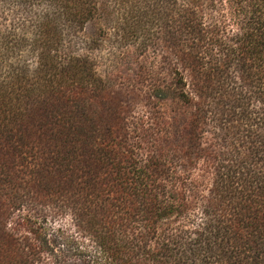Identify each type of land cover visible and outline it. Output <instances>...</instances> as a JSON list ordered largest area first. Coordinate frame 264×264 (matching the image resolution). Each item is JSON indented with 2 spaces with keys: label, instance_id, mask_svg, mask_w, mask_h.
Here are the masks:
<instances>
[{
  "label": "trees",
  "instance_id": "16d2710c",
  "mask_svg": "<svg viewBox=\"0 0 264 264\" xmlns=\"http://www.w3.org/2000/svg\"><path fill=\"white\" fill-rule=\"evenodd\" d=\"M0 11L19 25H0V264H264V0H0ZM102 23L139 55L164 54L148 93L119 94L70 48ZM24 48L35 67L11 63ZM43 211L68 215L79 236Z\"/></svg>",
  "mask_w": 264,
  "mask_h": 264
},
{
  "label": "rangeland",
  "instance_id": "374dc122",
  "mask_svg": "<svg viewBox=\"0 0 264 264\" xmlns=\"http://www.w3.org/2000/svg\"><path fill=\"white\" fill-rule=\"evenodd\" d=\"M223 13L225 22L230 24L231 28H235L229 5H226ZM8 15L9 17L5 21L0 20V25L8 28L18 27L19 25L13 22L11 14ZM101 25L103 23L88 24L83 33L76 34L67 41L71 44L70 48L75 49V53L78 55H87L92 61L96 72L106 80H112L113 90L121 95L126 91H132L131 87L141 88L143 93H148L151 87L158 85L159 79L165 76L164 72L161 71V61L164 54L157 56L158 54L153 53L144 55L140 53L139 55L133 44H118L115 42L113 35H108L107 31L101 29ZM28 37L31 38L32 36L29 34ZM17 54L16 57L11 59L12 64L16 63L15 60L17 59L20 65L27 63L28 66L35 67L36 59L28 48L22 49ZM134 99L136 101L137 98ZM142 106L143 103L140 102V106L135 110L136 117H141L144 114L145 110L141 108ZM143 119H145V115ZM207 188L208 184H205L200 190H207ZM191 194L194 195L196 192L193 191ZM194 211H197V209ZM42 214L47 217L51 216L48 218V223L54 226L55 229H60L67 236H79L77 228L68 215H55L52 211H43ZM198 216L197 213L193 214L191 219L198 221ZM66 249V246L59 244L56 246L55 251L63 257L62 252L65 254ZM65 255L69 256V254ZM78 264H82V262Z\"/></svg>",
  "mask_w": 264,
  "mask_h": 264
}]
</instances>
